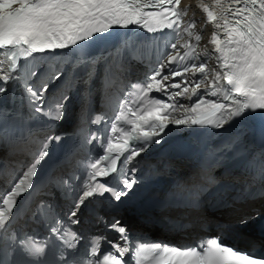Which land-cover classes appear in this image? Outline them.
<instances>
[{"label":"snow or ice","instance_id":"snow-or-ice-1","mask_svg":"<svg viewBox=\"0 0 264 264\" xmlns=\"http://www.w3.org/2000/svg\"><path fill=\"white\" fill-rule=\"evenodd\" d=\"M179 4L180 0H0V49L4 50L0 52V57H6L10 62L5 71L4 60H0V95L9 91V82H18L28 108L27 116L21 112L13 113L9 109H0V132L7 136V122L10 118L20 121L39 117L62 120L70 97L67 92L59 96L54 93L48 95L50 85L64 77L63 83L68 84L69 88L80 82L87 86L95 76V65L98 62L108 61L110 58L119 62L134 44L132 35L125 33L117 46L102 50L99 55H88L85 53L88 45L80 43L81 41L107 40L116 28L128 29L130 25L145 28L148 32L163 31L167 28L179 36L182 19L177 10ZM216 4L223 10L221 17L208 7L204 9L208 23L213 24L216 29L209 41L213 45L212 52L217 54L216 68L210 70L207 59L199 60L197 46L201 40L200 35L195 36L196 44L188 41L178 46L175 40L168 43V50L145 76L142 84L137 82L130 85L132 89L142 87L146 95L153 91L162 93L164 99L153 97L154 103L161 105V110L155 114L141 113L140 119L144 124L139 130L136 123L130 121L131 130L122 144L114 146L102 133L90 134L87 141L89 144L92 140H107L108 154L90 158L89 167L95 171L90 175L85 173L83 179L74 176L73 180H79L74 186L69 178L60 181L52 179V183L62 190V195L71 200V207L61 216L54 204L40 202L32 219L35 220L37 215L44 219L46 233L41 241L43 246L37 247L32 243L35 235L25 234L21 238L12 228V221L18 219V198L34 188V178L37 177L45 157L49 156V147L53 142L59 143L62 135L53 133L47 136L40 151L19 173L10 188L0 192V254L5 257L0 259V264H11L6 257L15 247H19L32 258L43 254L49 245L56 247L55 264H101L102 261L106 264L108 260H111V264H143L141 256L145 251L151 252L154 257H161L160 264H264V255L256 254L251 249L240 250L223 244L218 237L201 241L192 247L152 242L151 247L147 249L144 246L147 242L141 239L130 246L112 244L110 250L100 252L95 241L106 237L94 236L83 256H79L75 251L77 245L87 239L72 227L81 223V209L86 206L89 198L104 197L118 204L133 194L134 186L142 182V177L137 176L136 167L129 170L127 165L136 157L148 152L153 145L163 146L164 137L167 135L165 129L170 122L169 110L179 108L185 112L196 113L200 106L207 102L212 106L211 117L218 116V119L186 116L176 119L175 125L202 128L211 126L225 131L233 123L257 113L264 116V0H226V6L216 0ZM156 17L162 20L159 29L152 28L148 23L149 19ZM189 27H195V22L189 24ZM222 44L227 45L226 50ZM69 47L80 55L68 59L70 53L57 51ZM181 48L185 51L181 52ZM188 49L191 50V55ZM46 52L48 55H44ZM28 57H32V61L18 64L21 58L27 60ZM58 57L65 58L59 67L53 63H47V66L41 63ZM165 60L168 65L176 66L166 68ZM64 64H69L70 67L66 69ZM81 67L87 69L83 76L77 71ZM121 67L123 68V65ZM189 73L192 79H189ZM178 77L181 79H177ZM202 88L204 91L201 93L199 90ZM170 89L179 91L171 92ZM190 89L193 90L191 95L198 97L193 103L184 105L176 100L177 97L188 95ZM208 97L216 99L211 100ZM122 104H129L127 95L122 97ZM129 110L132 115L136 114L135 110ZM123 115L121 109L114 117L115 122L108 121L112 133L118 131V122ZM100 119L107 118L101 116ZM91 123H99V120L94 118ZM239 143V139L234 136L229 142L211 148L210 154L220 162L221 157L233 151ZM71 154L69 152L68 155ZM102 160L110 163L103 169H98ZM202 171L206 169L202 168ZM113 173L115 175H112ZM101 176L111 178L98 180ZM201 179L212 182L214 178L202 175ZM89 184L91 187L87 186ZM203 191V186L196 183L184 185L179 202L189 207H198L199 196ZM13 208L16 209L15 212ZM253 218H241L240 224L247 225ZM99 219L106 223L108 229L120 233L122 240L130 239L128 229L119 219L114 218L111 223L105 221L102 216ZM129 250L132 252L131 261L124 259Z\"/></svg>","mask_w":264,"mask_h":264},{"label":"bare ground","instance_id":"bare-ground-1","mask_svg":"<svg viewBox=\"0 0 264 264\" xmlns=\"http://www.w3.org/2000/svg\"><path fill=\"white\" fill-rule=\"evenodd\" d=\"M193 1L194 0H186V2H188V4H187V7H188V10H187V12H186V16L188 17V18H190V19H193L194 21H197V18H198V15H197V13H196V11L193 9ZM200 50H202L203 51V58H202V60L203 59H207L208 60V66H211V58H210V55H205V53H208L207 52V50H206V47H201L200 48ZM185 116H181L180 118H184ZM247 208H246V210L251 206L250 204H246L245 205ZM220 220V219H219Z\"/></svg>","mask_w":264,"mask_h":264}]
</instances>
